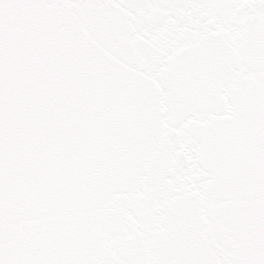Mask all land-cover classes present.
I'll return each instance as SVG.
<instances>
[{
    "label": "snow or ice",
    "instance_id": "obj_1",
    "mask_svg": "<svg viewBox=\"0 0 264 264\" xmlns=\"http://www.w3.org/2000/svg\"><path fill=\"white\" fill-rule=\"evenodd\" d=\"M0 264H264V0H0Z\"/></svg>",
    "mask_w": 264,
    "mask_h": 264
}]
</instances>
